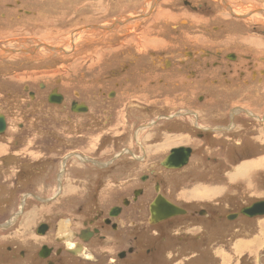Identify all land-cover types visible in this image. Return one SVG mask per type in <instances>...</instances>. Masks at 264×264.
<instances>
[{"label": "rangeland", "instance_id": "1", "mask_svg": "<svg viewBox=\"0 0 264 264\" xmlns=\"http://www.w3.org/2000/svg\"><path fill=\"white\" fill-rule=\"evenodd\" d=\"M159 1L161 0H120L118 2L117 0H77V2L71 0L65 10H58V8L53 15L54 18H51L49 12H53V6V8L60 6L61 0H42L43 6L37 17L31 20L33 22L30 21L28 24L21 25L20 29L6 34L4 30V38H9L15 43L11 45L12 47L6 45L0 47V57L3 56L0 63V81L3 80L0 82V114H5L9 118L10 127L4 138L0 136V152L3 145L26 146L24 152L34 157L35 148L37 152H40L41 149L57 145L64 147L60 152L61 158L75 152L88 159H96L95 161L101 166L108 165V162L112 164L109 169H99L91 167L89 163L80 162V169L88 168L90 172L87 173L85 170L78 177L76 173L78 174L79 169H77L74 174L78 179L83 180L70 181V176L67 175L68 162L63 161L62 164L59 162L55 166L59 168L58 183L56 185L53 183L45 194L49 197L51 193L49 198L52 199L58 195L63 197L56 201L49 200L50 202L34 201L31 198L27 202L25 199L30 195H24L22 201L13 202L14 207L10 214L17 213L10 217L0 213V226L8 228L18 221V217L21 227L27 230L37 227L38 223L43 221L50 222L51 231L42 239L35 236V240H46L51 234L57 232V239H67V247L71 249L76 246V243L73 240L70 222L79 223L83 219L92 218L98 211L106 212L104 210L109 207L121 204L124 197H130L133 190L142 187L139 181L141 175L149 174L152 170L160 173L157 180L162 182L163 193L178 203L177 205L189 210L191 214L187 217L179 216L180 218L177 217L171 222L151 228V225L148 226L149 212L155 194L149 191L147 200L140 201L148 206V232H145L144 236L150 241L148 238L150 231L153 230L151 237H154L156 231L161 229L157 232L161 250L160 253H155V256H147L142 252V260H147L146 263L141 260L142 264H264V217L253 220L240 217L234 223L224 221L227 213L237 212L264 200V65L260 66L261 78L255 81V86L246 83L243 88H238L239 85H237V90H227L218 101L213 103L207 101V104L212 103L210 112V107L206 103L198 104L197 98L202 95V92L190 88L179 89L178 97L169 95V98L164 97L160 103H155L153 98L142 103L136 102L141 105L139 108H134L129 101L124 110L118 113L119 115L122 113V116L115 115L119 124L114 126L109 124L107 127L104 125L109 119L103 115H108V111L104 112L102 117L99 116V111L95 112V124H99L97 127L95 124L92 126V123H88L91 118L87 121L84 120L85 118L69 115L62 109L50 108L46 105H38L34 111L33 108L26 109L29 101L22 88L30 84L29 81L32 79H28L29 77L34 78L32 87L36 89L39 82L47 80V76L52 79L53 84L54 79L60 81L63 78L62 69L64 68L70 70L68 68L75 65L80 66L81 70H85L87 65L88 69L92 68L95 57L91 56V49L97 47L103 50L105 47L103 44L112 43L113 39H116V42L122 41L123 38L119 37V34L127 35L129 30L133 34L138 33L139 20L143 18L140 15H145L152 8L155 9ZM173 1L175 0L160 2L157 20L167 17L168 22L175 23L173 17L177 18V16L166 11L167 7L170 8L169 3ZM229 3H233L232 7L240 14L236 15V18L242 20L248 18L242 23L244 34H247L254 24L259 26V30H264V0H232ZM119 4H121L120 8L117 7ZM128 5L132 6L127 7ZM180 6L183 7L181 3ZM224 11L222 6L216 9L219 13ZM130 16L133 19H129ZM64 17H67L68 21L63 20ZM71 18H78L80 21L71 22ZM96 21H99L98 24ZM181 23L184 25L185 22L181 21ZM210 23L213 25L216 22ZM193 26L194 23H192ZM111 34L116 37L110 38ZM262 34H258V38L255 37L261 48L264 44V33ZM10 37H13V40ZM74 37L75 42L78 43L72 45L71 41ZM146 42L148 48L152 49L150 43H154L149 39H146ZM8 43L10 42L7 41L6 44ZM94 43L98 45L94 46ZM33 44H36V47H31ZM171 44V42L169 45L166 44V47ZM258 44L255 42L254 46ZM72 47L76 50L71 52ZM64 48L65 51H63ZM259 54L262 55L261 52ZM261 62L264 63L263 56ZM196 82L193 84L196 85ZM189 83L188 85L194 88ZM159 89L161 90H157L158 93L163 94L175 90H167L166 86ZM184 96L187 97L186 101H194L193 107H187L178 101V98H184ZM15 99L16 102L11 103ZM111 107L114 105H110ZM105 108L108 110V105ZM176 111H179L177 118ZM204 116L208 118V122L204 120ZM198 118L200 120L197 125ZM156 120L162 121L154 125ZM176 122L182 126L175 125ZM189 122L194 125L190 126ZM19 125L24 128H20ZM110 129H115V133H128V135L125 139L121 134L119 137L115 136L114 142L110 141L102 146L99 145L101 139L99 136L91 137L92 133H109ZM71 133L79 134L75 137ZM198 135L203 137L200 138ZM105 138H111V136ZM127 142L132 148L130 149L132 153L119 158L120 153L128 146ZM141 146L149 154L147 162H138L133 158V156H144ZM178 146H191L195 149L191 164L188 168L186 167V170L163 173L158 163L172 148ZM69 160L72 161V159ZM73 160L78 163L80 161L75 157ZM82 161L88 160L82 159ZM77 162L73 163V168L77 166ZM65 178L67 181L64 180ZM96 182H99V185L96 186ZM36 186L43 192L46 189L43 183ZM77 197L80 199L76 200ZM3 204L7 205V203ZM3 204L0 203V207ZM132 208L134 209V205L127 212H133ZM82 209L83 211L80 212ZM200 209L207 210L208 217H205L207 214L205 218L191 216L193 210L197 212ZM23 211L28 212L22 216ZM218 217L220 219H217ZM210 224L215 227H210ZM79 228L80 225H73V229ZM203 229L211 231L209 234H203L204 243L198 238V233L201 236L200 230ZM161 237L167 239V243L162 242ZM125 240L124 245L118 244L115 248H109L111 259L109 264L140 263L135 256L125 262H116V253L134 242V240L131 243ZM171 241L174 244L170 243ZM136 245L140 247L143 245V250L151 246L143 243ZM84 251L79 253L78 258L88 260L95 257L92 253H87L88 250ZM76 263L88 264L87 261H76Z\"/></svg>", "mask_w": 264, "mask_h": 264}, {"label": "flooded vegetation", "instance_id": "2", "mask_svg": "<svg viewBox=\"0 0 264 264\" xmlns=\"http://www.w3.org/2000/svg\"><path fill=\"white\" fill-rule=\"evenodd\" d=\"M70 1L61 0L60 6L57 8H53V6V12H49L52 16L51 18H54L53 15H55L54 13L58 8V10H65L66 5ZM74 1L77 2V0ZM161 1L157 2L155 9L152 8L145 15H140L143 18L139 20L138 33L133 34L130 30H127V35L119 34V37L123 38L122 41L116 42V39H113L112 43L108 44L105 42L103 44L105 46L103 50L97 49V47L92 48L91 56L95 57L92 68L88 69L87 65L85 70H81L80 66L77 67L74 64L75 66L68 68L70 70L62 69L63 78L60 81L59 79H54L53 84L52 79L47 76V80L39 82L36 89L32 87L34 78L29 77L28 79H32L29 81L30 84L22 88L24 95H26L29 101L26 109L31 110L33 108L34 111L38 105H46L50 108H58L59 110L62 109L69 115L85 118L84 120L87 121L91 118V121H88V123H92V126L96 123V111H99L100 117H102L104 112L108 111V115H103L109 119L106 125H104L107 127L109 124L113 126L119 124V120L116 119L115 115H119L118 113L124 110L129 101L132 102L129 103L134 108H139L141 107L139 103L148 99L153 98L156 101L155 103H160L164 97L169 98V95L178 97L179 89L185 90V88H190L202 92V95H199L197 98L198 104H207V101H212V103L218 101V99L225 95L224 92L227 90L233 91L238 88H243V85L246 83L255 86V81L261 78L262 69H260V66L264 65V63L261 62L262 55L259 54V51L255 50L254 43L255 37L258 38L259 35H263L264 30H259V26H255L254 24L248 30V33L244 34L242 23L246 22L248 18L245 20L236 18V15L240 14L232 7L233 3H229L232 0H175L169 3L170 8H166L169 14L177 16L175 23H171L172 21L157 20L156 17L159 15L158 8ZM180 3L183 7L180 6ZM42 6V0H0V47L4 45L8 47L15 43L14 41H10L9 38H4V30L6 34L9 31L12 32L20 29L21 25L28 24L33 18L37 17ZM131 6L128 5L127 7ZM219 6L224 8V14L222 12H216ZM71 11L74 12L73 9ZM183 15L185 16L183 17ZM62 19L68 21L67 17ZM179 20L184 21V25ZM73 21L79 22L80 19L71 18V22ZM191 21L194 23V28H191ZM213 21L216 23L211 25L210 22ZM96 22L98 24L99 21ZM113 37H116V35L111 34L110 38ZM10 38L13 40V37ZM146 39L154 43H150L152 49L148 48ZM7 41L10 43L6 44ZM75 41L76 38H72V45L78 43ZM163 42L165 43L164 45L162 44ZM170 42L172 44L166 47V44L169 45ZM93 45L97 46L98 43H94ZM31 47H36V44H33ZM74 50L76 48L72 47L71 52ZM63 51H65V48ZM7 54L11 55V53ZM2 59L3 56L0 57V63ZM195 82L196 85L193 84ZM188 83L192 84L194 88L188 85ZM237 85H239L238 88ZM163 86H166L167 90H175L173 92L168 91L167 94L158 93L157 90H161L159 88ZM180 94L182 96L184 95V93ZM186 99L187 97L184 96V98H178V101L187 107H193L194 101H186ZM15 102L16 99L11 103ZM212 103L207 104L210 107L209 112L211 111ZM107 105L108 110L105 108ZM110 105H114V107L110 108ZM177 113L179 111L175 112V116L178 115ZM0 116H3L6 124L4 134L0 135L3 137L9 132V118L5 114H0ZM119 116H122V113ZM183 116L185 117V115ZM204 118L208 122V118L205 116ZM199 120L198 118L197 125L199 124ZM161 121L156 120V123L154 122L153 124L156 125ZM189 124L190 126L194 125L191 122ZM98 125L95 124V126L99 127ZM175 125L182 126L178 122ZM19 127L24 128V126L20 125ZM194 127L198 128L196 126ZM203 130L206 131L207 129ZM114 131L116 130L110 129L109 133H92L91 137L99 136L101 138L99 145L102 146L104 143L114 142L113 137L115 136L119 137L121 134L125 139L128 135V133H115ZM78 134L71 133L75 137ZM110 136L111 138H105ZM198 137L202 138L203 136L198 135ZM126 144L128 145V142ZM128 146L123 149L118 156L119 158H124L126 157L125 155H129L127 153H132V150H130L132 148ZM141 147L144 151V156H133V158L138 162H147L149 154L143 146ZM177 148H185L190 151L188 164L181 169L164 167L162 163L165 158L171 155L172 150ZM25 149L26 146L21 147L16 145L15 147L9 144L3 145L1 148L0 203H7V205L3 204L0 207V213L2 215L4 213L6 217L13 216L17 213L10 214L11 209L14 207L13 202L22 201L24 195H30L25 199L27 202L31 198L34 201H56L63 197V195H58V197L52 199L49 198L51 197V193L49 197L45 194L48 189L50 190V186L53 183L55 185L58 183L59 168H55V166L59 162L61 164L63 161L68 162L67 175L70 176V181L83 180L78 179L76 175L79 177L85 170H87V173L90 172L88 168L80 169V162L89 163L91 167H97L99 169H109L110 164H112V162H108V165L101 166L99 162L95 161L96 159L91 158L93 159L91 160L75 152L61 158L60 152L64 147L57 145L41 149L40 152H37L35 148L34 157L24 152ZM194 155L195 149L193 147L178 146L172 148L158 165L163 173L182 169L186 170V167L188 168L191 164ZM74 157L80 159L79 163L74 161L75 159L73 160ZM69 159H72V161ZM82 159L88 161L84 162ZM74 162H77V166L73 168L72 165ZM13 168L15 170H12ZM77 169H79V172L75 175L74 173L75 170L77 172ZM150 171L149 174H143L139 178L142 187L133 190L130 197H124L121 204L109 207L107 210H104L106 212L98 211L92 218L83 219L79 223H75V221L70 222L74 235L73 240L76 243V246L71 249L67 247V239H57V232L51 234L46 240H35V236L42 239L51 231L52 224L50 222L43 221L38 223L39 225L37 227L35 226L36 228L27 230V228L21 227L22 225H20L18 217V221L14 225L8 226V228L0 226V264H83L76 263V261H87L88 264H109L111 260L109 248H115L118 244L124 245L126 243L125 239L130 243L133 240L134 242H132V245L128 244L129 246L116 253V262H125L130 257L135 256L137 261L140 262L138 264H142V261L146 263L147 260H142L141 258L142 252L147 256H155V253H160L161 249H159L160 243L158 242L159 235L157 232L161 229L156 231L154 237H151L154 233L151 230L148 237L150 241L147 240V237L144 235L145 232H148L147 229L150 226L147 221L148 206L146 203L140 201L142 199L147 200L149 191H152L155 194V198L151 204L158 194L163 195L171 203L178 204L163 193L162 182L157 180L160 173ZM66 179L64 180L67 181ZM64 180L63 183L65 182ZM41 183L46 186L44 192L40 187L36 186ZM147 183H150V185H147ZM97 185H99V182H96ZM40 192L43 194H38ZM79 199L80 197L76 198V200ZM132 205H134V209L132 208L133 212H127ZM177 206L181 207L180 205ZM82 211L83 209L80 212ZM187 211L188 215L191 214L189 210ZM239 211L227 213L224 221L234 223L240 217L248 220L262 218H248L241 215L235 221H229L227 219L229 214L238 213ZM27 212L23 211L21 215L23 216ZM202 212H205L207 215H203ZM124 214L125 216L123 217ZM188 215L182 217H187ZM191 216L205 218L208 217V212L205 209H200L197 212L193 210ZM122 217L123 219L121 220ZM175 219L172 218L168 221L151 225V228L159 227ZM213 219L215 220V217ZM217 219H220V217ZM132 222H134V225H132ZM74 224L80 225V228L78 230L73 229ZM169 230L171 231L172 229ZM205 233L209 232L203 229L201 236L198 235L200 241ZM131 234L134 235L131 236ZM141 235L143 236L141 237ZM93 241L94 243H92ZM161 241L167 243V239H164V237H161ZM137 243L150 244L153 247L150 246L143 250L144 246L142 245L140 247L136 245ZM170 243L174 244L173 241ZM84 250H88L87 253H92L95 257H91L88 260L78 258L79 253L85 252ZM165 253H168V251Z\"/></svg>", "mask_w": 264, "mask_h": 264}, {"label": "water", "instance_id": "3", "mask_svg": "<svg viewBox=\"0 0 264 264\" xmlns=\"http://www.w3.org/2000/svg\"><path fill=\"white\" fill-rule=\"evenodd\" d=\"M5 128L6 124L4 118L3 116H0V135L4 134ZM189 157L190 151L188 149L177 148L172 150L171 155L165 158L162 165L167 168L181 169L188 164ZM202 213L203 215H206L205 212ZM186 215H188L187 210L171 203L161 194H158L156 199L150 205V223L152 225ZM241 215L248 218L263 217L264 201L255 202L242 208L238 213L229 214L227 219L229 221H235Z\"/></svg>", "mask_w": 264, "mask_h": 264}, {"label": "crops", "instance_id": "4", "mask_svg": "<svg viewBox=\"0 0 264 264\" xmlns=\"http://www.w3.org/2000/svg\"><path fill=\"white\" fill-rule=\"evenodd\" d=\"M118 1H120V0H117V2H118ZM117 7L120 8V4L117 5ZM101 8H102V7H101ZM98 9H100V8L98 7ZM115 10H116V9H115ZM183 16H184V15H183ZM129 19H133V17L130 16ZM173 19H174V21H176L177 18L173 17ZM161 20L168 21V18H167V17H164V18L161 19ZM179 21H180V20H179ZM192 28H194V26H193ZM255 42H256L257 44L259 43V41H257V40H255ZM255 50L261 52L262 56L264 57V44L262 45V48H261L260 45L258 44L257 46H255ZM210 227H215V226L212 225V224H210ZM210 229H211V231H212V228H210ZM210 229H208V232H211ZM213 230H214V232H215V228H213ZM200 231H202V230H200ZM214 232H212V234H213ZM207 234H209V233H207ZM207 234H206V235H207ZM198 235H200V234L198 233ZM25 241H26V240H25Z\"/></svg>", "mask_w": 264, "mask_h": 264}, {"label": "bare ground", "instance_id": "5", "mask_svg": "<svg viewBox=\"0 0 264 264\" xmlns=\"http://www.w3.org/2000/svg\"><path fill=\"white\" fill-rule=\"evenodd\" d=\"M61 186V185H60ZM63 194V193H62ZM264 201V200H263ZM259 202V201H258ZM149 222H150V220H149ZM149 225H152L151 223L149 224Z\"/></svg>", "mask_w": 264, "mask_h": 264}]
</instances>
